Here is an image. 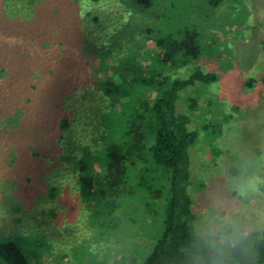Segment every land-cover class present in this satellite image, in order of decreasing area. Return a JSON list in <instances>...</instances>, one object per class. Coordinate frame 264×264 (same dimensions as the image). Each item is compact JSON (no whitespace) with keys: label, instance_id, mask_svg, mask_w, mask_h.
Returning a JSON list of instances; mask_svg holds the SVG:
<instances>
[{"label":"rangeland","instance_id":"374dc122","mask_svg":"<svg viewBox=\"0 0 264 264\" xmlns=\"http://www.w3.org/2000/svg\"><path fill=\"white\" fill-rule=\"evenodd\" d=\"M163 1L161 29L168 32V21L196 26L202 44L197 59L168 67L166 74L171 79L187 78L195 69L216 74L215 81L183 88L176 100L177 111L190 120L188 128L197 132L188 150L193 232L200 235L203 218L219 199L247 209L248 232L262 230L264 185L243 201L229 187L234 178H264V0H222L212 8L206 0ZM69 2L0 0V237L18 242L33 264H125L148 253L161 223L133 197L109 219L110 208L96 207V199L76 183L68 153L80 142L71 146L59 121L76 114L88 130L98 123L103 97L90 85L104 68L101 61L70 59L64 36ZM113 10L129 21L118 27L124 42L133 41L126 44L131 53L126 58L146 63L144 47L138 50L141 40L133 39L143 20L132 9ZM106 28L111 30L100 32ZM145 52L159 72L157 47L148 44ZM71 76L83 84L78 92Z\"/></svg>","mask_w":264,"mask_h":264},{"label":"trees","instance_id":"16d2710c","mask_svg":"<svg viewBox=\"0 0 264 264\" xmlns=\"http://www.w3.org/2000/svg\"><path fill=\"white\" fill-rule=\"evenodd\" d=\"M221 1L206 0L211 8ZM163 3V0H70L69 32L64 33L68 34L69 57L86 65L102 62L103 77L100 80L97 77L96 84L90 86L103 100L99 101L100 119L96 116L98 123L91 124L90 130L82 121L79 124L76 114L61 118L59 123L65 130L62 137L68 138L71 146L80 142L78 148L69 150V163L76 183L91 199H96V207L110 208L109 219H113L114 210L124 207L125 201L133 197V202L144 201L145 206L152 208L148 215L154 222L160 220L162 232L148 253L140 259L132 257L125 264H209L204 242L192 229L194 212L187 190L188 150L197 132L188 128L190 120L177 111L176 100L183 88L195 81L203 84L215 81L216 74L200 69L183 79H171L166 74L168 67L197 59L202 54V44L196 26L168 21V32L161 29L165 20L158 9ZM117 8L125 12L132 9L143 20V27L135 29L133 39L141 40L138 50L144 47V54L149 57L146 63L142 59L136 65L126 58L131 55L126 44L129 47L133 41L121 39L118 27L129 21L121 14L123 11L115 13L113 9ZM149 21L152 23L145 24ZM107 26L111 30L100 32ZM148 44L158 49L157 73L149 62L153 56L145 52ZM70 82L77 92L83 86L72 76ZM195 105L193 98L189 108ZM68 109L72 112V107ZM62 137H58L60 142ZM0 264L33 263L18 242L0 237ZM226 264H264V229L249 231L228 253Z\"/></svg>","mask_w":264,"mask_h":264},{"label":"clouds","instance_id":"9594fccd","mask_svg":"<svg viewBox=\"0 0 264 264\" xmlns=\"http://www.w3.org/2000/svg\"><path fill=\"white\" fill-rule=\"evenodd\" d=\"M262 185L264 178L259 176L234 178L229 190L243 201L251 194L259 193ZM211 207L213 211L203 218L199 234L204 242L209 264H226L228 253L248 234L247 209L236 207L223 199L214 201ZM259 216L264 220V210L259 212Z\"/></svg>","mask_w":264,"mask_h":264}]
</instances>
